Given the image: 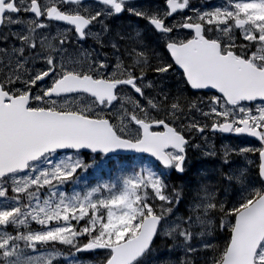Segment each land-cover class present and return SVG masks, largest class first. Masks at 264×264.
Wrapping results in <instances>:
<instances>
[{"label": "snow or ice", "instance_id": "obj_1", "mask_svg": "<svg viewBox=\"0 0 264 264\" xmlns=\"http://www.w3.org/2000/svg\"><path fill=\"white\" fill-rule=\"evenodd\" d=\"M60 257L264 264V0H0V264Z\"/></svg>", "mask_w": 264, "mask_h": 264}, {"label": "rangeland", "instance_id": "obj_2", "mask_svg": "<svg viewBox=\"0 0 264 264\" xmlns=\"http://www.w3.org/2000/svg\"><path fill=\"white\" fill-rule=\"evenodd\" d=\"M159 0H153L152 2L150 0H148L147 2H139L138 4H153V3H158ZM205 2H209L208 0H203L202 2V5H204L203 3ZM209 7L213 6V5H208ZM180 17L179 16H176L174 17L173 19H179ZM131 23L132 25L135 26V21H131L129 22ZM222 138V139H221ZM226 143V144H229V145H234V146H237V147H244V146H258L257 145H254V143L252 142V140L248 139L247 137H232V136H223L221 134H217V139H216V143L217 145L219 146L220 143ZM196 152H190L189 153V160H190V163H189V167L190 169H192L193 171L188 173L187 176L184 177L185 180H188L189 178L193 177L195 175V173L201 169L200 167V164L198 163H193L190 159V157ZM198 160H200V154L198 153ZM250 159H256V157H252L250 156L249 157ZM202 159V158H201ZM233 159L236 160L238 163H246V161H244L242 158L240 157H236V156H233ZM196 161V159H193ZM199 162V161H198ZM109 167H111V165H109ZM100 175V178L102 179H108V174H107V170L103 171L102 173L99 174ZM96 176H97V173L95 171V169H89L87 171V173H85L83 179L85 181H88L90 184H94L96 182ZM80 258H82L80 256ZM89 258V257H87ZM85 258V259H87ZM68 262V260H66Z\"/></svg>", "mask_w": 264, "mask_h": 264}, {"label": "flooded vegetation", "instance_id": "obj_3", "mask_svg": "<svg viewBox=\"0 0 264 264\" xmlns=\"http://www.w3.org/2000/svg\"><path fill=\"white\" fill-rule=\"evenodd\" d=\"M148 0H136V2L137 3H139V2H147ZM151 2L153 1V0H150ZM86 2H92V0H86ZM194 2H196L197 3V0H194ZM217 3L218 4H220L221 3V0H218L217 1ZM176 17V16H175ZM174 18V17H173ZM172 18V19H173ZM131 21H135V23L136 24H143L144 23V21H142V20H139V18H131V19H128L127 18V14H125V18H122L121 20H118V21H116V23L117 24H125V25H127V24H129V22H131ZM135 24V25H136ZM209 94H211V93H209ZM198 158H199V156H198V153L196 152V153H194L191 157H190V159H191V161L193 162V163H200V161H201V158H200V160H198ZM193 159H196V161L197 162H195V160H193ZM199 161V162H198ZM193 170L192 169H190V167H189V172L188 173H190V172H192ZM177 183H180V181L179 180H177L176 181ZM65 264H69V262H66Z\"/></svg>", "mask_w": 264, "mask_h": 264}, {"label": "trees", "instance_id": "obj_4", "mask_svg": "<svg viewBox=\"0 0 264 264\" xmlns=\"http://www.w3.org/2000/svg\"><path fill=\"white\" fill-rule=\"evenodd\" d=\"M253 157V156H252ZM254 158V157H253ZM218 163V162H217ZM217 163L215 165H213V160L212 159H205L202 164H203V167L205 168H208V169H211L213 167H215L217 165ZM220 243L223 242V234H221V238L219 240ZM64 251H68L67 248L64 249Z\"/></svg>", "mask_w": 264, "mask_h": 264}, {"label": "water", "instance_id": "obj_5", "mask_svg": "<svg viewBox=\"0 0 264 264\" xmlns=\"http://www.w3.org/2000/svg\"><path fill=\"white\" fill-rule=\"evenodd\" d=\"M224 135H227V134H224ZM232 135H234V134H232ZM234 136H236V135H234ZM245 136H247V135H245ZM247 137H249V138H251V139H254V140H256L255 138H253V137H250V136H247Z\"/></svg>", "mask_w": 264, "mask_h": 264}]
</instances>
